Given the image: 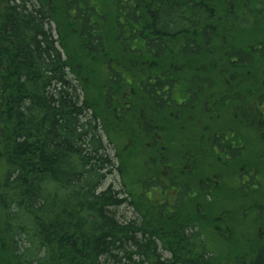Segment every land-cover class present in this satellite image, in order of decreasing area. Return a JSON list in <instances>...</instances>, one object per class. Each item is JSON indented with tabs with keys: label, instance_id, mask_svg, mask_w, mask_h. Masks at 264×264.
<instances>
[{
	"label": "trees",
	"instance_id": "1",
	"mask_svg": "<svg viewBox=\"0 0 264 264\" xmlns=\"http://www.w3.org/2000/svg\"><path fill=\"white\" fill-rule=\"evenodd\" d=\"M260 65L264 0H0L6 262L264 264L242 232L225 248L195 169L240 148L190 118L211 94L240 112Z\"/></svg>",
	"mask_w": 264,
	"mask_h": 264
},
{
	"label": "rangeland",
	"instance_id": "2",
	"mask_svg": "<svg viewBox=\"0 0 264 264\" xmlns=\"http://www.w3.org/2000/svg\"><path fill=\"white\" fill-rule=\"evenodd\" d=\"M262 67L263 65L259 66L260 70H264ZM239 108L243 111L232 113L230 109H220L218 107L210 115H206L199 109H192V117H190L194 120L195 127L202 128L210 122V127L215 130H236L238 138L242 140L246 147L242 150V155L236 159L234 165L215 163L214 165L207 164L202 166V168H195L201 172L198 179L210 184L213 191L212 194L215 196L213 199H216L217 202L215 206H218L216 210L224 208L225 212L229 215L228 220L221 219V217L218 216V218L215 217L213 221L214 227H220L222 234L226 236L222 241L225 248H228L226 242H228L230 236L236 232L247 231L250 233V236L245 233L243 234V240L246 244H251L247 241L253 238L254 240H251L252 242H257L259 240L264 241V218H257L259 209L255 208L257 206H262L263 214L260 216H264V186H262L263 189L256 193L249 190L245 194H234L235 186L239 183V174L243 169L248 167L254 168L257 170L259 176L264 179V124H262L261 120L263 119L260 112L255 109L254 104L248 103L246 106H239ZM260 111L263 112L264 107H261ZM4 171L5 161L0 158V181ZM222 177H224L226 181L220 180ZM114 180L115 179L110 178L107 181V185L114 183ZM117 181L116 179V185H118ZM140 191L138 190L137 192ZM224 202H230V204L224 205ZM252 206L255 207L252 209ZM216 210H213V215L217 213L215 212ZM121 214L133 217L134 211L131 207L124 206L120 209V215ZM207 217V213L204 210V216H202V218L206 220ZM234 218L235 220H233ZM228 221L232 223H228ZM257 225L263 227L262 232L257 228ZM232 226L235 228H232ZM214 235L215 230L213 229V232L210 233L212 239H215ZM237 239L238 238H235V241H237ZM0 261V264H10L5 260L4 251L0 254Z\"/></svg>",
	"mask_w": 264,
	"mask_h": 264
},
{
	"label": "flooded vegetation",
	"instance_id": "3",
	"mask_svg": "<svg viewBox=\"0 0 264 264\" xmlns=\"http://www.w3.org/2000/svg\"><path fill=\"white\" fill-rule=\"evenodd\" d=\"M264 70H260V68H259V70H258V72H256V75L257 76H260V77H257V78H260L261 79V75H262V72H263ZM259 83L257 82V86H258V90H257V95L255 96V98L251 101V102H249V103H251V104H254V106H255V109L257 110V111H259L260 112V115H261V117H262V119L263 120H261L262 121V124H264V111L262 112V111H260V108L261 107H264V90H261L262 89V86H260L259 87V85H258ZM211 94V93H210ZM215 94H211L210 96H209V98L207 99V101L204 103L205 104V107H206V110L207 109H209V115L211 114V113H213L218 107H220V109H227V107H228V104L227 105H223L222 103H219V101L217 100L214 104H211V99H212V97L214 96ZM262 97V102L261 103H259V100H260V98ZM201 104L202 103H197L194 107H193V109L195 110V109H199L200 111H202V109H200V106H201ZM247 104H244V106H246ZM204 111H205V109H204ZM203 111V112H204ZM243 110L241 109V111L240 112H242ZM207 115V114H206ZM192 117V116H191ZM197 117V116H196ZM210 125H211V123L209 122L206 126H204V127H207L209 130L208 131H206V132H204V135H202V138H207L208 139V141H210L211 143H213L215 140H213L212 139V137H214V136H217V135H219V134H221L220 132H222V133H225L227 136H226V138L227 139H230V147H232V149L233 148H240L239 150H238V155H237V159H238V157L240 156V155H242L241 153H242V150L244 149V148H246L245 146H244V144H243V142H242V140L240 139V138H238V136H237V133H236V130H234V131H231V130H224V131H215V129H212V127H210ZM203 127V128H204ZM263 134H264V132H263ZM219 145H214L213 146V150H214V152L215 153H219V154H222V149L221 150H219ZM235 158V157H234ZM219 160H221L222 161V163H228V162H231V163H234V162H232V160H233V158H231L230 160H229V158H228V160L227 159H225V158H219ZM227 161V162H226ZM259 164V163H258ZM262 186H264V179H262L260 176H259V174H258V172H257V170L256 169H254V168H251V167H248V168H246V169H243L241 172H240V174H239V183L237 184V187H238V189H240V191H241V194H245V193H247L249 190H251V191H253V192H258V191H260L261 189H263L262 188ZM175 194V193H174ZM255 206H252V209L254 208ZM255 208H257V209H259V213H257V214H259V215H257V218H264V216H260L261 214H263V207L261 206H257V207H255ZM260 216V217H259ZM264 227V226H263ZM261 225H257V228L258 229H260V231L262 232V228H263ZM247 234L248 236H250V233H246V231H244V232H242V235L243 234ZM245 236V235H244ZM252 241L254 240V238L253 239H251ZM241 241H244L243 240V237H242V239H241ZM255 246H262V245H264V241H257V242H254L253 243ZM241 245H242V243H241ZM243 245H245V243H243ZM243 264H248V262H243Z\"/></svg>",
	"mask_w": 264,
	"mask_h": 264
}]
</instances>
